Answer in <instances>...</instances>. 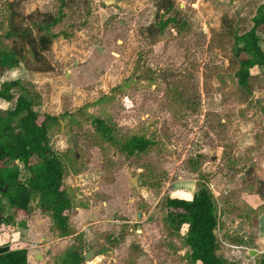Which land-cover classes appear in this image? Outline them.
I'll return each mask as SVG.
<instances>
[{"label":"rangeland","instance_id":"374dc122","mask_svg":"<svg viewBox=\"0 0 264 264\" xmlns=\"http://www.w3.org/2000/svg\"><path fill=\"white\" fill-rule=\"evenodd\" d=\"M56 1L0 0L3 45H12L3 37L10 20L27 25L40 17L31 13L52 11ZM176 1L186 11L187 28L153 46L139 38L153 20L152 0H91L85 22L52 40L46 56L53 70L0 69V84L20 79L36 93L39 121L45 114L54 118L48 137L64 163L73 203L74 236L54 232L36 197L23 225L17 216L3 223L19 227L21 234L8 240L27 245L28 264H60L71 246L88 254L84 264H190L182 234L165 227L164 201L190 199L200 184L217 207V254L258 264L264 252V196L258 193L262 183L264 190V67L251 70V92L243 101L232 48L233 32L251 25L261 0ZM10 107L0 100V109ZM95 118L115 128L111 135L142 136L151 145L128 156L100 135ZM2 202L3 216L13 215ZM26 221L38 226L32 236L23 230Z\"/></svg>","mask_w":264,"mask_h":264},{"label":"trees","instance_id":"16d2710c","mask_svg":"<svg viewBox=\"0 0 264 264\" xmlns=\"http://www.w3.org/2000/svg\"><path fill=\"white\" fill-rule=\"evenodd\" d=\"M152 1L155 6L153 20L143 26L139 34L146 46H153L163 35L185 30L189 24L186 11L176 0ZM90 2L57 0L52 11L31 13L29 18L37 14L40 17L27 25H17L10 20L3 37L11 39L12 45L4 46L0 37V69L9 70L23 64L33 73L53 70L46 56L52 40L60 35L70 36L74 27L84 23L90 12ZM256 10L247 29L242 33L233 32L232 53L237 63L234 76L243 101L251 92V70L264 67V48L260 45V35H264V0ZM13 89L18 91L16 95ZM35 96L36 93L20 79L0 84V100L11 103L10 108L0 109V237L12 233L14 227L3 226L11 217L3 216L2 199L15 209L17 223L23 225L34 197L39 209L49 215L52 229L59 237L74 236L77 234L70 224L73 203L64 184L65 166L48 137V128L54 118L45 114L39 121L40 114L33 107ZM261 109L264 115V103ZM94 124L104 139L118 143L128 156L141 154L151 145L150 140L142 136L122 140L111 135L115 128L102 118H95ZM22 171L26 175L24 178ZM164 207L165 227L171 234H182L190 264H235L217 254V207L205 184H200L190 199L167 197ZM4 238L1 237L0 243V264H28L25 245L11 244ZM60 264H84L83 248H67ZM258 264H264V252Z\"/></svg>","mask_w":264,"mask_h":264},{"label":"crops","instance_id":"0c3cea01","mask_svg":"<svg viewBox=\"0 0 264 264\" xmlns=\"http://www.w3.org/2000/svg\"><path fill=\"white\" fill-rule=\"evenodd\" d=\"M76 196H79V195H77L76 194ZM10 209H12L11 207H10ZM12 213H13V215H9L10 217H12V218H14V217H16V211H15V209H12ZM15 223H16V221H14ZM11 225L10 226H14V224H12V223H10ZM25 226L26 227H28L27 229H23L26 233H29L30 234V236H32V233L35 231V229H37V225L34 223V225H33V223H31V224H28V222L26 221V223H25ZM18 228L19 227H17V228H15L14 229V227H13V231H12V233H10V234H7L6 236H5V240H7V241H10V240H8V237L11 235V234H13L15 231H17L18 230ZM41 228V227H40ZM41 230H42V228H41ZM16 234V233H15ZM17 234H21V232H19V230H18V232H17ZM0 239H1V237H0ZM61 238H59V240H60ZM62 240V239H61ZM11 244H19V245H25V243H23L22 242V240H19V242H16V243H13V242H10ZM26 248H28L27 247V245L25 246ZM37 256L38 255H36V258H37ZM28 260V259H27Z\"/></svg>","mask_w":264,"mask_h":264},{"label":"water","instance_id":"95a60500","mask_svg":"<svg viewBox=\"0 0 264 264\" xmlns=\"http://www.w3.org/2000/svg\"><path fill=\"white\" fill-rule=\"evenodd\" d=\"M71 140H72V142H73L74 144L76 143V136H75L74 133L71 134ZM130 182H131V184L135 187V189L138 190V189L140 188L139 185H138V183H137V179H136V177H132V178L130 179ZM262 186H263V183H262L261 186H259V188H258V193L260 194V196H264V190L262 189ZM137 217H138V218H141V213L138 212ZM250 252H251V254H252V253L254 252V250H250ZM37 257L40 258V255H38ZM88 257H89L88 254H85L84 259L87 260Z\"/></svg>","mask_w":264,"mask_h":264}]
</instances>
